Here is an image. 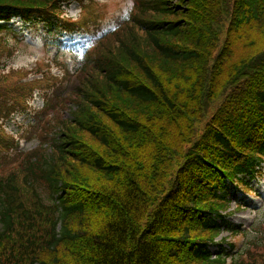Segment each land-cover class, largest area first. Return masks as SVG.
Instances as JSON below:
<instances>
[{"label":"trees","instance_id":"trees-1","mask_svg":"<svg viewBox=\"0 0 264 264\" xmlns=\"http://www.w3.org/2000/svg\"><path fill=\"white\" fill-rule=\"evenodd\" d=\"M80 1L0 0V57L12 16L60 42ZM90 43L50 145L19 140L49 124L63 69L0 68V264H264V234L220 236L239 230L227 185L248 190L264 158V0H134ZM34 89L43 109L7 132Z\"/></svg>","mask_w":264,"mask_h":264},{"label":"rangeland","instance_id":"rangeland-1","mask_svg":"<svg viewBox=\"0 0 264 264\" xmlns=\"http://www.w3.org/2000/svg\"><path fill=\"white\" fill-rule=\"evenodd\" d=\"M133 2L134 0H82L79 4L71 3L66 6L63 15L72 20H77V30H88L92 36L104 30L107 26H113L119 18L127 16L131 11ZM8 26L14 30V33L10 32L11 34L6 36L9 45L14 46V53L10 56L3 55L0 57V68L12 66L15 69H20L22 72L27 73V79L30 80L40 78L42 70H52V64L44 65V63H49L50 60H55L56 65L54 67L59 65L65 68L61 79L55 81V85L58 86L57 92L49 96L50 98L58 93V101L57 103L50 102L45 109V119L49 118V124H36L30 138L22 137L19 140V149L21 150L33 148L41 143L50 145L56 130V126L52 124V116L56 115L66 119L71 116L70 112L75 107V103H73L75 100L72 98L75 78L78 71L84 68L85 59L88 60L91 54L90 51L93 48L88 52L81 45L83 37L81 32L72 34V38L68 39L67 47L56 53V41L47 38V34L44 32L46 27L42 22H38L37 26L30 27L15 18L12 23H8ZM52 90L53 87L51 86L48 93ZM32 99L30 96L27 97L25 103L27 108L31 110L29 115L32 114L33 116L36 111L43 109L44 96L38 93V89H34ZM4 126L9 132H15L18 129L17 121L13 120H8ZM24 134L27 136L26 132ZM245 180L248 181L249 191L235 183L227 185V196L230 198L228 210H231V212L227 214L226 218L238 226L237 235L230 237L228 232L224 230L220 236H226L228 240H234L237 244H240L243 241L241 232L246 231L247 235L252 236L254 240L261 243V235L264 234V159L258 167L257 174L253 178H245ZM33 182L41 189L38 191V195L41 198H47L48 193L45 192L43 181L31 179V183ZM42 201L44 203L49 202L43 199ZM236 202H240L242 207L235 208ZM260 250L264 251V244L262 243ZM210 251L214 255L217 252V247L211 245Z\"/></svg>","mask_w":264,"mask_h":264}]
</instances>
